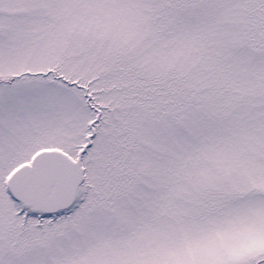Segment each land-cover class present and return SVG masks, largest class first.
I'll list each match as a JSON object with an SVG mask.
<instances>
[{
    "label": "snow or ice",
    "instance_id": "6c2138e0",
    "mask_svg": "<svg viewBox=\"0 0 264 264\" xmlns=\"http://www.w3.org/2000/svg\"><path fill=\"white\" fill-rule=\"evenodd\" d=\"M0 264H264V0H0Z\"/></svg>",
    "mask_w": 264,
    "mask_h": 264
}]
</instances>
